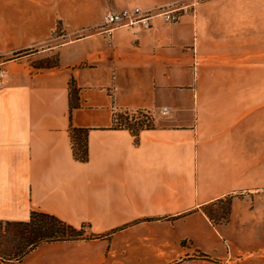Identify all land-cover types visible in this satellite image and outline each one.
Listing matches in <instances>:
<instances>
[{
	"label": "crops",
	"instance_id": "obj_1",
	"mask_svg": "<svg viewBox=\"0 0 264 264\" xmlns=\"http://www.w3.org/2000/svg\"><path fill=\"white\" fill-rule=\"evenodd\" d=\"M183 1L0 0V222L36 211L88 235L0 264H239L208 209L264 171L263 9L201 0L177 23L87 31L106 10ZM116 108L165 124L135 135ZM71 127L87 130L85 161Z\"/></svg>",
	"mask_w": 264,
	"mask_h": 264
},
{
	"label": "rangeland",
	"instance_id": "obj_2",
	"mask_svg": "<svg viewBox=\"0 0 264 264\" xmlns=\"http://www.w3.org/2000/svg\"><path fill=\"white\" fill-rule=\"evenodd\" d=\"M201 0H185L181 3L174 5H169L167 7L178 8L179 12L186 9L194 10L196 4ZM255 2L257 7H260L264 11V0H252ZM132 7V6H131ZM139 7V6H138ZM117 10V9H111ZM107 11V10H106ZM104 13V12H103ZM103 15V14H102ZM102 17V16H101ZM136 26V25H135ZM139 26V25H138ZM125 27V26H123ZM128 27V26H127ZM133 27V26H129ZM141 27V26H140ZM115 28V27H114ZM109 31L105 27H101V22L94 29L88 28V30L93 31ZM85 30H83L84 32ZM58 36L57 40H67L69 38L79 36L82 32L76 33H63L62 31H56ZM63 34V36H62ZM125 109H143V108H125ZM146 110V109H145ZM149 111V110H147ZM161 113V112H160ZM115 125H126L142 122L146 127H155L157 124L155 120L158 121V124H165V120H158L157 113H153L151 118L141 117L137 120H131L124 114V109L116 108L113 112ZM160 121V122H159ZM168 122L166 121V124ZM136 126V125H134ZM148 129V128H144ZM264 167V160H263ZM261 176L256 177V184L251 186L249 190H240L233 193L230 197L217 202L215 205L211 206L208 209V214L213 221L225 222V226L229 227L228 237H229V246L233 250L234 254L239 256H233L236 259V262L239 264H264V171H262ZM234 201V207H231V202ZM48 224L49 221H46ZM35 223V222H34ZM45 224V222H43ZM23 227L20 225H11V224H0V255L8 256L21 247L23 243L34 238V235L22 236L19 231ZM81 236L74 238H86L84 232L86 226L82 225L80 229ZM45 235H50V232L45 230ZM27 237V238H26ZM26 238V239H25ZM59 238H69V235L60 232H56L46 237L45 240H64ZM227 243V244H228ZM238 253V254H237ZM199 258H204L197 256Z\"/></svg>",
	"mask_w": 264,
	"mask_h": 264
},
{
	"label": "trees",
	"instance_id": "obj_3",
	"mask_svg": "<svg viewBox=\"0 0 264 264\" xmlns=\"http://www.w3.org/2000/svg\"><path fill=\"white\" fill-rule=\"evenodd\" d=\"M70 87H71V93L74 94L75 89L73 83H71ZM120 126L124 128H128L135 135H137L141 129L149 128L144 126L142 122L134 123L132 125L126 124ZM86 132L87 130L84 128H76V127L70 128L71 139L73 141V155L76 159L80 161L87 160ZM46 221H49L48 224H46L47 223ZM43 222H45V224H43ZM0 224L2 223L0 222ZM5 224L9 225V223H5ZM17 225L23 227L21 231L18 232L22 236L25 237L26 235H31V234L34 235V238L32 237L30 238V240L26 241L29 242L31 246L36 245L38 241L45 240L46 237L56 232H60L62 233V235L64 234L69 235V238L66 239H74L81 236L79 230L63 223L56 217L36 211L31 212L30 220L28 222L18 223ZM45 230L50 232V235L46 236ZM59 239H65V238H59Z\"/></svg>",
	"mask_w": 264,
	"mask_h": 264
},
{
	"label": "built area",
	"instance_id": "obj_4",
	"mask_svg": "<svg viewBox=\"0 0 264 264\" xmlns=\"http://www.w3.org/2000/svg\"><path fill=\"white\" fill-rule=\"evenodd\" d=\"M195 1V0H194ZM181 13L178 8L167 6H157L152 8H141L138 6L123 7L117 10H107L101 17V27L108 30L114 27L139 25L144 28H150L156 19L167 23H177ZM5 76V71L0 67V83ZM161 114L168 113V108H160ZM124 114L131 120H137L141 117L151 118L152 112L145 109H124Z\"/></svg>",
	"mask_w": 264,
	"mask_h": 264
}]
</instances>
